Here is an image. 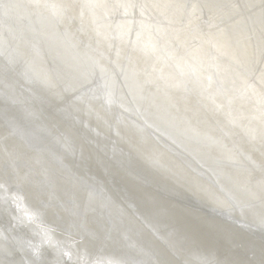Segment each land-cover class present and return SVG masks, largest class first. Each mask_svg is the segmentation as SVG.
I'll use <instances>...</instances> for the list:
<instances>
[{"label": "water", "instance_id": "1", "mask_svg": "<svg viewBox=\"0 0 264 264\" xmlns=\"http://www.w3.org/2000/svg\"><path fill=\"white\" fill-rule=\"evenodd\" d=\"M15 1L0 0V178L24 176L36 208L57 211L63 208L60 195H70L65 219L45 212L54 221L65 220L80 237L70 233L71 245L61 241L62 232L37 223L43 215L28 207L29 197L0 183V243H5L3 233L12 239L11 246L5 243L7 253L0 249V261L92 264L86 254L69 252L87 239L93 255L109 243L124 244L122 260L100 259L102 264H264V180L245 185L240 177L247 173L249 158L225 141L243 133L226 122H207L205 129L221 135V144L202 133L204 128L193 130L171 112L167 98L154 99L163 91L142 94L148 81L134 77L141 72L123 63L117 69L94 48L84 52L76 35L73 39L52 20L32 17ZM239 72L247 77L244 69ZM231 76L236 79L235 73ZM177 79L193 82L198 92L215 91L209 83L199 87L194 77ZM215 87L224 86L218 81ZM8 147L28 156L29 164L11 165ZM35 170L53 175L57 189L52 195ZM88 170L103 190L86 181ZM63 174L68 182H61ZM46 187L51 200L44 203L39 196ZM144 191L153 193L152 200ZM13 196L18 199L14 204ZM127 199L152 225L130 244L132 230L122 224ZM46 237L54 242L49 248L42 244Z\"/></svg>", "mask_w": 264, "mask_h": 264}, {"label": "bare ground", "instance_id": "2", "mask_svg": "<svg viewBox=\"0 0 264 264\" xmlns=\"http://www.w3.org/2000/svg\"><path fill=\"white\" fill-rule=\"evenodd\" d=\"M16 1L25 5L26 11L32 17L52 20L59 29L69 30L73 39L76 35L84 52L95 49L96 53H103L113 60L117 69L128 65L141 72L140 77H134L148 81L142 86V94H159L155 89L163 91L165 94L154 96V99L164 102L167 98L171 112L188 123L193 130L205 129L206 123L212 120L219 124L226 122L233 125L236 131L243 134L239 137L235 133L225 141L231 148L234 147L237 153L249 158L245 170L247 173L240 177L241 181L245 185L250 183L248 187H252L258 180H264V131L261 130L264 126V0ZM189 57L198 64L188 60ZM248 66L251 67L250 72ZM237 68L247 71V77L242 73L244 71L236 73ZM232 72L236 74V79L231 76ZM213 74L218 78L214 79ZM237 75H240L239 79ZM178 77H194L199 82V87H205V83H209L215 91L207 89V93L198 92L193 82L184 83L177 79ZM218 81L224 86L221 90L215 87ZM187 89L193 93H187ZM212 130L213 128L209 127V130L200 131L209 132L215 136L217 142L223 139L221 135L212 134ZM192 132L189 131V134ZM120 149L124 154L128 153L124 146H120ZM6 152L10 154L8 162L11 165L15 162L26 164L29 161L28 156L17 153L12 147H8ZM27 153L32 159L34 154ZM41 172L35 170L33 175L45 182L52 190V195L57 189L55 179L53 175ZM87 172L89 176L86 181L98 184L93 180L94 174L89 170ZM13 173L17 175L16 171ZM2 178L0 183L10 186L13 192H21L26 199L29 197L28 189L22 181L24 176L18 174L16 181H9L7 178L3 181ZM68 180L69 176L63 174L61 182ZM121 185L126 187L122 183ZM96 187L104 189L99 184ZM49 189L45 188L44 196L37 192L35 194L40 195L42 202H50L51 196L45 194ZM144 193L152 200L151 191ZM13 198L12 204L18 201L16 196ZM71 198L68 194L60 195L59 201L63 208L57 211L46 205L45 209L36 208L37 202L32 201L30 197L27 203L34 212H42V220L36 215L40 218L37 223L62 232L61 241H67L70 245L72 238L66 236L73 234L80 237V233L70 232V226L65 220L54 221L45 210L65 219L64 211L69 209L66 205ZM17 206L18 203L14 205L16 210ZM122 208L126 212V219L122 224L132 230L126 240V244H130L141 231H150L152 225L140 217L131 200L124 201ZM13 213L9 212V215L13 217ZM32 214L35 215L33 212ZM30 223H35V220H30ZM3 234L2 239L11 246L12 239ZM48 239L46 237L44 242H40L47 243L49 248L54 242L51 243ZM123 242L125 243V239ZM5 243H0V249L7 253L9 249ZM72 246L73 250L69 252L76 255H80V252L86 254L85 257H91L93 260L92 264H102L100 259L111 261L112 257L122 260L120 256L125 257L126 254L124 244L109 243L102 252L97 251L96 255L91 254L94 248L87 239H84L81 245L79 243ZM147 249L150 254V248ZM45 260V264H63ZM0 264L5 263L0 261ZM183 264L191 263L183 261Z\"/></svg>", "mask_w": 264, "mask_h": 264}]
</instances>
